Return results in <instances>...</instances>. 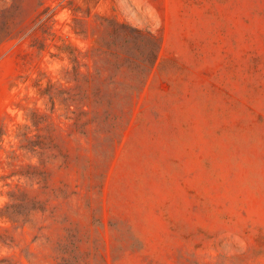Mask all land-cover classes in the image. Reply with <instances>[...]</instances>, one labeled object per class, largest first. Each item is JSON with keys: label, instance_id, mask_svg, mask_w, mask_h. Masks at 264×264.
<instances>
[{"label": "rangeland", "instance_id": "374dc122", "mask_svg": "<svg viewBox=\"0 0 264 264\" xmlns=\"http://www.w3.org/2000/svg\"><path fill=\"white\" fill-rule=\"evenodd\" d=\"M107 21L158 36L149 72L122 63L147 54L133 34L106 53ZM63 43L85 126L33 88L79 85ZM12 191L42 211L0 220V264H264V0H0V209Z\"/></svg>", "mask_w": 264, "mask_h": 264}, {"label": "trees", "instance_id": "16d2710c", "mask_svg": "<svg viewBox=\"0 0 264 264\" xmlns=\"http://www.w3.org/2000/svg\"><path fill=\"white\" fill-rule=\"evenodd\" d=\"M102 21H106L105 18H100ZM72 30L77 35H86V32L82 30L81 19L77 16L72 18ZM108 33L107 37H111V41L107 43L108 49L106 53L109 55H114L110 51V45H113L114 40L119 36H129L133 34L136 37L141 38L144 40L147 45V54L143 56L141 59L137 58H127L122 60L123 64H131L135 62H140L143 64L140 66V73L149 72L152 68L157 52L160 48V41L157 35L152 34L148 31H142L138 29H131L127 25L118 23V22H111L107 21ZM99 43V47L95 50L96 53H92V55H103V40ZM96 42V41H95ZM59 52L65 54L66 58L68 59L69 63L71 64V71L68 69L65 71V75H71L72 80L76 81L79 85H76L73 90L66 89L62 87V85L55 86L54 83L48 81L45 86H43L41 79H36L33 84V88L36 89L35 93L39 97H47L48 102L51 104V109L53 110L56 104H59L63 107L65 114L64 117L66 119L72 120L75 125L80 124V126L87 125L92 119L87 120L86 122L81 123L82 118L87 116L89 112L84 110V102L89 101V75H81L79 71L80 61L79 57L81 52L72 47L71 45L64 44L59 47ZM137 68H139L137 66ZM99 72L96 73L98 75ZM81 77V78H80ZM81 82H85L86 86L82 85ZM77 90V93H72V91ZM94 96L98 98H102V90L100 87L96 88L94 91ZM75 106V109L72 110L71 106ZM26 109V108H24ZM27 112L25 113V119L31 122V125L35 127L36 131H39L38 124H40L44 120V116H41L36 109H26ZM29 127L26 125L17 124L16 131L14 136L19 139L20 148L25 150L26 152H30L38 157H43L45 152L49 149L47 138L42 137L40 135H35V139H31L28 137L27 130ZM51 142V139L49 140ZM9 203L6 204L2 209H0V220H5L10 223L18 222L20 217L22 216V222L26 223L28 221V217L30 214L42 211L41 204L36 201L35 199L28 198L26 195L18 192L12 191L8 194ZM2 261H0L1 263Z\"/></svg>", "mask_w": 264, "mask_h": 264}]
</instances>
